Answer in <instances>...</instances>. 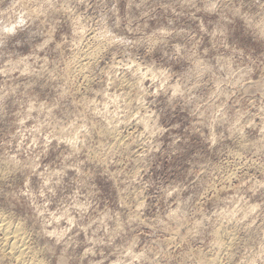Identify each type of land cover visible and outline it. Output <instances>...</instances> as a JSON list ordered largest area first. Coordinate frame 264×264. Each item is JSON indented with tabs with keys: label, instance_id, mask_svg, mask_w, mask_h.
<instances>
[{
	"label": "clouds",
	"instance_id": "9594fccd",
	"mask_svg": "<svg viewBox=\"0 0 264 264\" xmlns=\"http://www.w3.org/2000/svg\"><path fill=\"white\" fill-rule=\"evenodd\" d=\"M0 264H264V0H0Z\"/></svg>",
	"mask_w": 264,
	"mask_h": 264
}]
</instances>
